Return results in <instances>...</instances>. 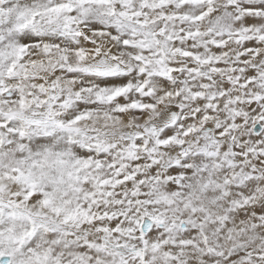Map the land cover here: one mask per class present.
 I'll return each mask as SVG.
<instances>
[{
    "label": "snow or ice",
    "instance_id": "1",
    "mask_svg": "<svg viewBox=\"0 0 264 264\" xmlns=\"http://www.w3.org/2000/svg\"><path fill=\"white\" fill-rule=\"evenodd\" d=\"M0 264H264V0H0Z\"/></svg>",
    "mask_w": 264,
    "mask_h": 264
}]
</instances>
